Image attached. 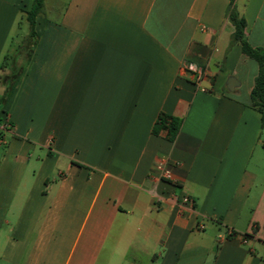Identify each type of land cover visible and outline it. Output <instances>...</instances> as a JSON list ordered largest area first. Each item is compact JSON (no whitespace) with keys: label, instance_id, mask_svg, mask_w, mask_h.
<instances>
[{"label":"crops","instance_id":"obj_1","mask_svg":"<svg viewBox=\"0 0 264 264\" xmlns=\"http://www.w3.org/2000/svg\"><path fill=\"white\" fill-rule=\"evenodd\" d=\"M61 1L0 101V261L264 264L258 63L230 45V0ZM32 3L0 0V66ZM236 6L264 48V0ZM161 112L182 119L174 139L153 132Z\"/></svg>","mask_w":264,"mask_h":264},{"label":"trees","instance_id":"obj_2","mask_svg":"<svg viewBox=\"0 0 264 264\" xmlns=\"http://www.w3.org/2000/svg\"><path fill=\"white\" fill-rule=\"evenodd\" d=\"M45 0H33L32 6L26 10V19L29 24V32L22 44L19 46L17 57L13 58L10 67L11 71L7 74H1L0 82L4 86V93L0 99L4 103L12 94L19 76L23 69L30 61L34 49L38 42V35L35 30L36 18L44 12ZM227 18L234 26V31L231 35L230 45L235 42L241 43L243 53L255 59L258 63V73L254 78V84L251 91V105L258 110L262 116L264 124V48L253 46L249 43L245 33L246 19L243 14L239 12L236 6V0H230L227 7ZM24 54L21 62L18 63V57ZM6 59V57H5ZM0 69L5 67V62L1 64ZM182 119L164 112H161L153 127L154 133H159L162 129H167L168 137L174 139L181 127Z\"/></svg>","mask_w":264,"mask_h":264},{"label":"built area","instance_id":"obj_3","mask_svg":"<svg viewBox=\"0 0 264 264\" xmlns=\"http://www.w3.org/2000/svg\"><path fill=\"white\" fill-rule=\"evenodd\" d=\"M190 69L193 71V75L194 77L199 80L202 75H203V71L195 68V67H190ZM156 168L161 172L162 177L166 178V179H172L173 178V174L171 172V170L169 169L168 165H167V160L166 159H161L156 163ZM183 202L184 203H188L190 202V199L188 196H184L183 197Z\"/></svg>","mask_w":264,"mask_h":264},{"label":"rangeland","instance_id":"obj_4","mask_svg":"<svg viewBox=\"0 0 264 264\" xmlns=\"http://www.w3.org/2000/svg\"><path fill=\"white\" fill-rule=\"evenodd\" d=\"M56 1L59 2V0H56ZM59 3H62V1L60 0ZM27 30H28V22L25 21L24 24L22 25V32H21V33H22V34H25V33L27 32ZM23 40H24V37H20L19 44L22 43ZM11 56H12V55L7 56L6 59H4V60L2 61V63L5 62V67H4V68L2 67V68L0 69L1 74H4L5 71H8V72H9V70H10V64H11V62H12V58H11ZM1 66H2V65H1ZM0 108H1V107H0ZM0 149H1V147H0ZM0 264H4V263H2V262L0 261Z\"/></svg>","mask_w":264,"mask_h":264}]
</instances>
